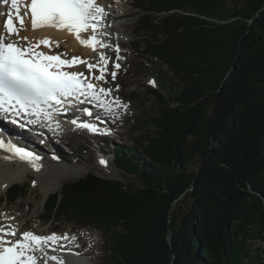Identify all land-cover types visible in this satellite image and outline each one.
Here are the masks:
<instances>
[{"label":"trees","instance_id":"obj_1","mask_svg":"<svg viewBox=\"0 0 264 264\" xmlns=\"http://www.w3.org/2000/svg\"><path fill=\"white\" fill-rule=\"evenodd\" d=\"M133 1L147 50L174 74L150 89L160 112L143 152L115 150L142 185L90 172L50 195L46 215L104 227L108 264H260L264 0ZM24 196L13 185L6 200Z\"/></svg>","mask_w":264,"mask_h":264},{"label":"snow or ice","instance_id":"obj_2","mask_svg":"<svg viewBox=\"0 0 264 264\" xmlns=\"http://www.w3.org/2000/svg\"><path fill=\"white\" fill-rule=\"evenodd\" d=\"M2 2L7 5L9 0ZM10 3L15 16L19 18V26L14 23L13 12L9 11L3 26L4 31L0 32V115L13 118V122L15 118L24 116L33 117L29 123H40L42 120L52 123L55 122L57 113L68 110L66 104L73 100L82 103L81 97L94 98L100 101L101 106L110 108V102L104 97L111 93V89H97L84 73L65 70L77 63H85L90 71L99 67L100 75L95 78L104 80L108 57L101 52L100 62L94 65L80 57L63 59L61 54L48 55L40 51V44L51 47L50 39L46 38L33 45L28 42L27 37H20L19 32L24 29V19L20 17L19 0H10ZM26 8H30L33 30L44 27L66 29L82 45L90 46L94 50L98 45L109 47L98 39L100 29L105 27L104 18L107 13L97 0H30ZM81 33L90 35L84 39ZM13 36L16 39H12ZM21 41L25 43L22 44ZM116 51L119 52L118 46ZM115 68L119 69L120 64L116 63ZM111 76L115 79L116 72H112ZM83 111L89 116L92 115L89 109ZM72 122L77 124L78 120L74 119ZM56 126L59 127V124ZM79 126L93 133L100 131L96 124L89 122H81ZM0 149L11 153L7 159L19 158L28 161L38 170L36 162L40 157L18 146L11 139L0 137ZM100 163L105 164L106 161L101 160ZM16 234L17 230L12 226H0V264H42L45 258L64 264L58 256L49 257L45 247L67 240L66 235L60 237L53 233L50 236H40L25 231L21 239H9Z\"/></svg>","mask_w":264,"mask_h":264},{"label":"rangeland","instance_id":"obj_3","mask_svg":"<svg viewBox=\"0 0 264 264\" xmlns=\"http://www.w3.org/2000/svg\"><path fill=\"white\" fill-rule=\"evenodd\" d=\"M106 3L117 14H120V11H118L117 6L115 7L114 4H123L125 10L135 11L127 19L133 25L132 30L127 32V36L134 43H129L128 45L127 42L124 46L119 47L120 51L122 49L124 52L125 50L129 51L128 54L130 55L131 62L127 66L131 64V71L129 74L122 73L118 76L117 69L112 65V69H116L114 71L116 72V77L115 79L105 81V86L112 88V92L115 91L113 94L118 97L117 101L119 100V102L116 105L126 109L130 107L129 110H124V113L117 114L116 117H113L114 119H107L110 136L104 137V139L96 141L86 134L71 132L69 135L71 134L70 137L74 138V142L69 143L68 140L63 141V138L53 136L55 142L53 144L59 148V156L54 160L57 164L54 173L46 172L40 175L36 172L10 185L9 189L13 185H20L24 188L25 192L24 197H20L14 202L6 200L8 189L0 194V221L8 223L7 221L12 219V222L16 223V226L13 228L20 226V228L33 230L36 233L48 232V230H62L67 233L69 231L73 235L75 233L89 234L90 232L94 239H96V245L94 249L88 243L82 247V252L87 256V264H108L110 262L109 248L111 243L105 228L96 224L82 225L67 218L49 219L46 215L45 202L50 195L52 196L56 192H60L62 186L80 177L82 178L90 172H95V174L109 179H120L137 188L140 187L142 181L137 175L127 174L122 168L117 166L114 160L115 150L122 145L125 148H133L140 153L143 152L142 146L145 143V137L153 133L155 129L152 118L156 117L160 112L157 98L150 89H161V79L173 82L172 76H174L167 65L160 62L147 50L152 35H146V31L143 29L145 27L143 19L146 13L142 7V2L133 0H106ZM235 4L240 6L242 2H236ZM231 5V8H233L234 4ZM1 22L4 26V21L2 20ZM117 33L124 35L126 32L120 29ZM110 35L112 37L113 34L111 33ZM67 51L68 48L66 47H61L58 50L59 54H66ZM114 51L119 53L115 48ZM117 57L119 59L111 57V61L126 60L125 56L123 57L118 54ZM151 81H155V83H151ZM116 91L119 95L116 94ZM121 96L123 99H120ZM99 142L100 144L98 145L97 143ZM98 150L105 153L104 155L102 154L105 158L103 160L106 161L105 164L100 163L102 159L98 154ZM46 160L50 159L47 158ZM192 168L196 169L195 163L192 165ZM56 177H59V179L52 181L55 183L53 189L51 188L48 194H44L42 186L45 184L44 182H40V180L51 181ZM253 243L255 247H260L262 249L261 252L264 254V240L256 239ZM53 264H57L56 261H53ZM260 264H264V261Z\"/></svg>","mask_w":264,"mask_h":264},{"label":"bare ground","instance_id":"obj_4","mask_svg":"<svg viewBox=\"0 0 264 264\" xmlns=\"http://www.w3.org/2000/svg\"><path fill=\"white\" fill-rule=\"evenodd\" d=\"M97 1H98L97 3L101 4V6H103L105 11H106L107 10L106 8L108 7L106 0H97ZM114 5H115V7L117 6L118 11H120V14H117L114 9L107 10L106 11L107 15L104 18L105 27H102L100 29V34L98 36V39L103 41L104 44L109 45V47H106V48L100 47L98 45L94 50L90 46L82 45L80 43V41L76 38V36L73 33H70L68 30H60V29L57 30L56 28H52V27H44V28H40L37 30H31L30 29V23H29L28 19L24 20V29L19 32V36L20 37H27L28 42H30L33 45H36L40 41H42L46 38H49L50 42H51V47H49L48 45H45V44H40L39 50L43 51L44 53H46L48 55H57V54H59L58 50L61 47H66V48H68V51L66 52V54L61 55V57L63 59H71L72 57H80L88 63L98 64L100 62V53L101 52H103L108 58L113 57V59H116L118 54L123 56V57L125 56L126 60H124V61L123 60H120V61L119 60H117V61L112 60L110 63L107 64V68H106V71L104 73V75H105L104 80H100V79L95 78V77H99V75H100L99 67H97L96 69H92L90 71L85 63H77L75 66L67 69L68 71H75V72L84 73V76L87 77L88 80L98 82L97 83L99 85L98 89L103 87L105 89H111V92H112V88H110V87L107 88V86H105V81L108 79H113L111 76V73L116 71V69H117L116 68L113 70L112 65L115 66L116 63L120 64V68L117 69V71L119 73L118 76H120V74H122V73L129 74V72L131 71V68H130L131 64L129 66H127L131 62L130 61L131 60L130 55L128 54L129 51L127 52L125 50V52H124V50L122 49L121 51L119 50V53H116L114 51V48L116 49L117 46L118 47L124 46L127 42H128V45H129V43H131V44L134 43L133 40H131L127 36V32L131 31L132 27H133L132 23H130L127 19L130 18L132 16V14H134V12H135V11L132 12L129 10H125L124 9L125 6L123 4H119V5L114 4ZM19 7H20V12H23L22 9H24V5L19 4ZM9 11H12L13 15H15L14 10L11 9L10 1L7 5H5V4H3L2 0H1L0 1V32L4 31V27H3L1 21L7 17V13ZM120 29H123V31L126 33H124V35H121V33L118 34L117 32ZM111 33L113 34L112 37L110 35ZM89 35H90V33H81V37L84 39H87L89 37ZM11 38L16 39L15 36H13ZM57 42H58L59 46H57ZM21 43L23 44L25 42L21 41ZM125 66H127L128 68ZM91 77H93V79H91ZM116 94H118L117 91H116ZM112 95H113L112 100L114 102V100L118 99V97H116L115 94H113V92H112ZM108 96H110V94L106 95V97H108ZM120 99H123L122 96ZM92 104L93 105H91V106L93 109V112H92L93 115L88 116V117H84V118H80L78 120L82 121V122H89V123L96 124L98 126V128L104 132H106L109 128V125H108L109 123H108L107 118L116 117L117 114L122 113V112L124 113V110H129V108H130V107H128V109H126V108H123L122 106L116 105L117 103H115L112 106L113 111L110 108L111 112L105 113L106 115L109 114V116L107 115L106 118H103L102 117L103 115H101V114L98 115V112L96 110V106L98 107V104L95 102V100H93ZM116 106H117V108H116ZM63 119H65V118H63ZM0 125H1L0 126V137L11 139L15 144H17L20 147L25 148L26 150L32 149L35 151V153L38 155V157H40V160H42V162H43L42 165H44V170L37 172L38 174L43 175L46 172L54 173V170L56 169V166H57L56 161H54V160L57 159L59 156V148H57L55 146V144H53L55 142L53 139V135H51L50 132L45 131L44 133H42L40 135L38 134L36 137H33L31 134L17 131L12 126H8L6 124H0ZM88 131L89 130H87L86 133H82L80 131L76 132V133L86 134L90 138H93L96 141L100 140V139H104V137H106V134H104V133H103L104 135H98V133L96 134V133L88 132ZM71 132H75V131H66L64 133V136L61 137V139L63 138V141L68 140L69 143L74 142V138L70 137L71 134L69 135V133H71ZM97 144L99 145L100 142ZM94 146H96V144H94ZM96 148H97V146H96ZM98 151H99L98 154L101 157V159L102 160L105 159L103 156L105 153L100 151V150H98ZM46 157L49 158L50 160H46L47 159ZM31 171L32 170L27 167V165L24 163V161H21L18 158L14 159V160L0 161V194L3 191L7 190L10 185L14 184L15 182L22 180L24 177H27L31 173ZM57 179H59V177H56V178L52 179L51 181L50 180H44V179L40 180V182H44V184H45L42 186L44 194H48L49 191L51 190V188L53 189V186L55 185V183H53L52 181H56ZM7 222L8 223H4L1 221L0 226H5V227H7L9 225L12 227L16 226L15 225L16 223L14 224V221L12 222V219H10V221H7ZM18 228H20V226ZM18 228H15L17 230L16 235L22 233V232L18 233ZM30 232L34 233L35 235L50 236L49 230H48V232L44 231L43 233H36L33 230ZM67 237H70V238H68L67 240H60L54 245L46 246L45 251L47 252L48 256L49 257L50 256H58L64 261V264H87V260H86L87 256H86V254H84V252H82L83 251L82 247H84V245L88 243L94 249L95 245H96L95 244L96 239H94L93 235H91L90 232H89V234L75 233L74 235H72L68 231ZM10 238H12V237H10ZM18 239H20V236H18ZM88 252H86V253H88ZM37 256L38 257L40 256L39 252L37 253ZM56 263H57V261H56ZM42 264H53V261L45 258L42 261Z\"/></svg>","mask_w":264,"mask_h":264}]
</instances>
